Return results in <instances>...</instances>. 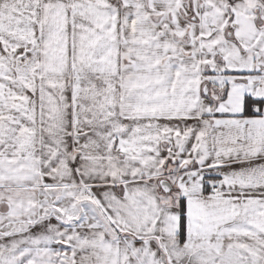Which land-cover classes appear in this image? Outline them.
Returning a JSON list of instances; mask_svg holds the SVG:
<instances>
[{
    "label": "snow or ice",
    "instance_id": "snow-or-ice-1",
    "mask_svg": "<svg viewBox=\"0 0 264 264\" xmlns=\"http://www.w3.org/2000/svg\"><path fill=\"white\" fill-rule=\"evenodd\" d=\"M0 264H264V0H0Z\"/></svg>",
    "mask_w": 264,
    "mask_h": 264
}]
</instances>
